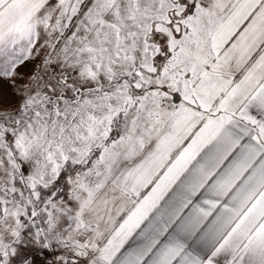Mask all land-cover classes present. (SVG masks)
<instances>
[{
  "label": "snow or ice",
  "instance_id": "obj_1",
  "mask_svg": "<svg viewBox=\"0 0 264 264\" xmlns=\"http://www.w3.org/2000/svg\"><path fill=\"white\" fill-rule=\"evenodd\" d=\"M0 264H264V0H0Z\"/></svg>",
  "mask_w": 264,
  "mask_h": 264
},
{
  "label": "crops",
  "instance_id": "obj_2",
  "mask_svg": "<svg viewBox=\"0 0 264 264\" xmlns=\"http://www.w3.org/2000/svg\"><path fill=\"white\" fill-rule=\"evenodd\" d=\"M43 58V53L41 54L40 57H38L35 61L29 62L27 67H22L19 71L21 72V74L24 76L25 80L27 79V76L29 74H31L32 71L35 70L36 66L40 63L41 59ZM6 91L8 93V101H10L11 103L15 102V98L12 95L11 89L7 88V86H5ZM7 106V105H6Z\"/></svg>",
  "mask_w": 264,
  "mask_h": 264
}]
</instances>
